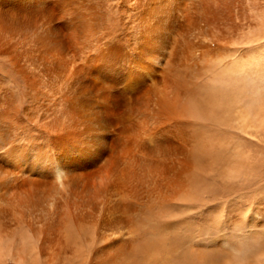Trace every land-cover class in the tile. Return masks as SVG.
Here are the masks:
<instances>
[{"label":"bare ground","instance_id":"6f19581e","mask_svg":"<svg viewBox=\"0 0 264 264\" xmlns=\"http://www.w3.org/2000/svg\"><path fill=\"white\" fill-rule=\"evenodd\" d=\"M262 134L264 0H0V264H249Z\"/></svg>","mask_w":264,"mask_h":264},{"label":"rangeland","instance_id":"374dc122","mask_svg":"<svg viewBox=\"0 0 264 264\" xmlns=\"http://www.w3.org/2000/svg\"><path fill=\"white\" fill-rule=\"evenodd\" d=\"M263 135L264 134L261 136ZM244 147L251 153L254 167L252 170L253 172H249L246 175L247 177L240 182L243 184V186H241L243 190L241 187L238 189L241 191L240 196H235L230 205L227 204V202H223V204L217 206L211 212L212 215L207 212L200 215L203 218L206 215H210L208 218L212 216L218 217L220 222H225L223 229L219 230L216 225H212L210 227V234H205V239L197 237L193 243L201 242L200 244L211 247L213 246L211 243L212 240H216L217 244H220L223 239H226L228 244L235 245L242 251H247V253H249V264H264V136L263 138L260 137L255 144L251 145V143H246ZM253 211H256L258 217L255 220L254 226L249 227L247 220ZM222 214H228V217H230L232 221L231 219L228 221L227 217H222ZM200 216L195 218L196 223L202 222V217ZM221 247L223 248L224 255H226L225 257L229 256V251L226 249L227 246L221 243L219 248Z\"/></svg>","mask_w":264,"mask_h":264}]
</instances>
